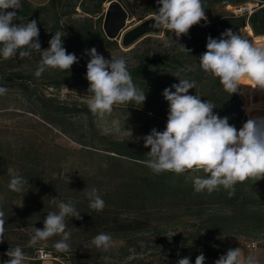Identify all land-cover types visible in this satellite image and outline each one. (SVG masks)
<instances>
[{"label": "rangeland", "instance_id": "obj_1", "mask_svg": "<svg viewBox=\"0 0 264 264\" xmlns=\"http://www.w3.org/2000/svg\"><path fill=\"white\" fill-rule=\"evenodd\" d=\"M214 1L203 0L208 19L197 26L208 25L218 16L247 18L257 9L255 3L246 0L235 4ZM21 4L17 12L21 19L14 23L36 20L41 50L49 47V40L57 31H62L65 34L63 46L79 59L69 71L50 69L37 78L35 71L41 59L40 52L32 50L31 55L23 59L18 55L8 60L1 57L0 86L7 92L0 95V210L4 211L6 220L0 251L7 252L9 248L20 246L31 255L43 249L68 264H177L184 257H189L190 264H195L198 255L195 257L194 252L205 254L208 250L203 247L195 251L184 250L177 239L186 238L187 234H200L196 228L189 227L194 220L182 226L185 219L179 217L176 224L166 226L163 212L159 210L137 212L140 207L149 206L148 203L137 204L136 199L142 197L137 194L136 180L142 170L136 165L145 166L142 161L149 159L147 153L150 152V147H144L143 137L153 128L165 129L168 102L162 93L165 88L179 83V79L169 69L164 72L153 70L151 75L155 80L134 82L145 91L143 104L115 105L110 115L100 119L87 106L92 94L88 92L86 79L90 57L85 53L95 47L106 59L123 57L128 70L134 69L144 56L163 51L181 57L184 69L192 72L191 77L182 73L181 78L191 81L198 72L208 78V81L197 82L189 94L213 102L215 108L222 105L223 110L218 115L228 117L229 124L237 130L247 121L241 92L232 94L237 99L230 107L224 106L230 94L222 85L215 86L214 77L201 69V55L195 59L182 57L171 32L169 35L164 30L149 32L135 39L130 33L131 28L143 20L146 11L137 13L133 21L130 16L119 37L108 39L102 33L106 5L101 0H51L46 6H33L27 0H21ZM238 8L240 12L236 13ZM153 14H149L147 22L152 20ZM152 23L153 20L149 22ZM185 37L178 42L182 44ZM165 40L168 47L164 46ZM204 75L202 78L205 79ZM115 149L122 155L114 153ZM9 169L28 180L24 192L9 189ZM93 188L105 202L102 211H90L86 193ZM53 198L65 203L72 201L82 216L79 220L66 218V231L71 232V250L68 252H58L53 247L60 236L32 247L28 244L34 234L33 227L42 229L47 213L58 212ZM86 211H89L88 215H85ZM104 216L108 218L102 219ZM135 217L146 219L147 224L135 231L121 229L128 218ZM101 232L109 233L113 238L108 251L97 249L91 243ZM220 239L224 245L254 242V248H264V235L249 238L232 234ZM191 244L192 239H189L185 248Z\"/></svg>", "mask_w": 264, "mask_h": 264}, {"label": "clouds", "instance_id": "obj_2", "mask_svg": "<svg viewBox=\"0 0 264 264\" xmlns=\"http://www.w3.org/2000/svg\"><path fill=\"white\" fill-rule=\"evenodd\" d=\"M158 11L153 14L154 23L150 28L171 32L176 37L177 51L189 52L178 41L189 34L190 29L201 21L207 22L203 0H157ZM22 7L21 0H0V57L8 60L16 57L23 59L31 55L32 50L40 52L35 76L37 78L50 69L69 71L78 63L74 53L67 52L63 46L62 31H57L49 40V47L41 50L39 27L36 20L24 24L14 21L21 19L17 15ZM164 46L168 47L167 40ZM206 51L199 57L201 69L208 75L218 78L223 90L230 95L238 93L242 82H248L253 89L264 90V47L254 46L241 33L226 29L220 38L208 36ZM90 57L87 62L86 79L92 95L87 101L90 112L103 119L110 115L115 105L130 103L143 104L145 91L138 88L128 70L123 57L106 59L95 47L86 50ZM178 70L172 74L179 83L163 90V97L168 102L167 123L163 131L155 128L143 137L144 147H150L149 159L142 161L154 174L172 172L204 173L192 177L195 192L219 191L222 187L228 196L235 195V185L251 180L253 183L264 180V117L248 119L239 130L229 124L228 117L214 113L215 104L202 100L199 95L189 94L196 87L195 81L181 78ZM174 89V91H173ZM7 92L0 86V95ZM10 190L21 193L28 180L13 169H9ZM89 207L102 211L104 200L93 188L86 193ZM58 212H49L43 220V228L33 227V235L28 244L35 246L54 236L61 238L53 247L58 252L71 250L69 243L71 232L66 231V218L81 219V213L74 203H67L53 198ZM5 213L0 210V242L4 240ZM97 248L108 251L112 246L111 234L101 232L91 241ZM6 264H25L26 253L20 246L9 248L6 252ZM205 256L199 254L195 264H204ZM177 264H190V258L184 257ZM214 264H258L253 253L244 255L240 247L228 249Z\"/></svg>", "mask_w": 264, "mask_h": 264}, {"label": "trees", "instance_id": "obj_3", "mask_svg": "<svg viewBox=\"0 0 264 264\" xmlns=\"http://www.w3.org/2000/svg\"><path fill=\"white\" fill-rule=\"evenodd\" d=\"M245 0H215L214 2L221 3H241ZM257 4V9L247 18L236 16H218L211 20L208 25H194L189 34L186 35L183 45L189 49V52H181L182 57L195 59L204 53L207 44L208 36L220 38L221 33L226 29H231L236 32L238 29L248 24L255 36H264V0H246ZM104 3V0H101ZM157 5L152 6L146 12L155 13L158 10ZM205 22L202 23V25ZM104 33V32H102ZM170 32H166L169 35ZM100 33H96L98 36ZM85 45V43L82 41ZM94 43V42H93ZM92 44H88L90 46ZM0 57V61H1ZM184 62L180 57L169 55V51L155 53L144 56L138 65L129 70L133 82L136 80H155L151 72H158L169 69L176 73L180 69H184ZM186 76L192 75V72L185 70L181 74ZM198 72V76L191 81L200 82L208 81L206 75ZM215 86H219V79L214 78ZM208 86V85H204ZM157 88V87H156ZM236 96L230 95L224 106L230 107L235 102ZM223 110L222 105L213 109L214 113L218 114ZM116 154L121 153L119 150H114ZM142 173L136 178L139 186L138 195L142 197L137 199L138 203H148L146 208L140 207L138 213L147 211L148 213L158 211L163 212L165 225H174L179 217L185 219L181 224L185 226L189 221L194 222L189 226L196 228L200 234H187L186 238L178 237V241L182 244V249L195 251L198 247H203L204 250H209L212 246H223V241L220 239L223 235L237 234L243 237L256 238L264 235V180L253 183L251 180H246L243 183L235 185V195L228 196L226 190L222 187L219 191H213L209 194L207 191L200 193L195 192L193 187L192 177L195 175H205L204 173H185L177 175L172 172H163L154 174L148 167L136 165ZM136 204V205H137ZM107 206V205H106ZM107 209V208H105ZM104 210V209H103ZM93 211V209H90ZM89 211L85 212L88 215ZM82 217V216H81ZM107 219L108 216H104ZM102 220V221H104ZM127 223L121 225L123 230L135 231L143 227L146 219L128 218ZM115 225V222H114ZM189 239H192L191 246L185 248V244ZM199 255L198 252H194Z\"/></svg>", "mask_w": 264, "mask_h": 264}, {"label": "crops", "instance_id": "obj_4", "mask_svg": "<svg viewBox=\"0 0 264 264\" xmlns=\"http://www.w3.org/2000/svg\"><path fill=\"white\" fill-rule=\"evenodd\" d=\"M28 3H30L33 6H46L50 3L51 0H27ZM114 0H106L104 1L105 9L107 8L108 4ZM120 3L122 8L127 12L128 18L131 16L132 21L135 20V17L138 15L139 12H144L149 10L152 6H159L157 4V0H116ZM240 12V8L236 9V13ZM146 15L142 18L143 20L137 22L135 26H133L134 29L143 23L147 21V19H150L151 13H145ZM149 16V17H146ZM146 34V33H145ZM143 34L142 36H145ZM240 247L244 253V255H248L250 252L255 254L258 260V264H264V248H251L249 244L244 245H223V246H216L208 251H205V262L204 264H214V261L218 259L221 255L226 254L228 249H234ZM27 259L25 261V264H63L59 261L55 260H32L30 259V254H26ZM10 259L7 257L6 252L0 251V264H6V261Z\"/></svg>", "mask_w": 264, "mask_h": 264}, {"label": "water", "instance_id": "obj_5", "mask_svg": "<svg viewBox=\"0 0 264 264\" xmlns=\"http://www.w3.org/2000/svg\"><path fill=\"white\" fill-rule=\"evenodd\" d=\"M127 21H128V14L122 8L120 3L117 2L116 0L110 2L105 10L103 23H102V30L105 36L108 39H116L117 37H119L120 33L126 27ZM151 21L148 22L146 21L142 25L134 28L130 33L134 34V38L136 39L145 33L157 31L150 28L149 22ZM203 22L204 21H201L199 24H202Z\"/></svg>", "mask_w": 264, "mask_h": 264}, {"label": "bare ground", "instance_id": "obj_6", "mask_svg": "<svg viewBox=\"0 0 264 264\" xmlns=\"http://www.w3.org/2000/svg\"><path fill=\"white\" fill-rule=\"evenodd\" d=\"M235 33H241L254 46L264 47V36H255L249 25L241 27ZM239 92L244 97L247 120L257 116L264 117V90L253 89L248 82H242Z\"/></svg>", "mask_w": 264, "mask_h": 264}, {"label": "built area", "instance_id": "obj_7", "mask_svg": "<svg viewBox=\"0 0 264 264\" xmlns=\"http://www.w3.org/2000/svg\"><path fill=\"white\" fill-rule=\"evenodd\" d=\"M249 246L251 248H254L255 247V243L252 242L251 244H249ZM29 257L32 260H55V261H59V262H61L63 264H68V263L64 262L62 259H60L59 257H57V256H55V255L51 254L50 252L45 251L43 249L36 250Z\"/></svg>", "mask_w": 264, "mask_h": 264}]
</instances>
